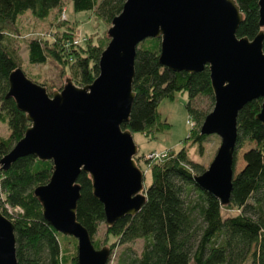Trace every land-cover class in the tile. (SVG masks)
Instances as JSON below:
<instances>
[{
    "label": "trees",
    "instance_id": "16d2710c",
    "mask_svg": "<svg viewBox=\"0 0 264 264\" xmlns=\"http://www.w3.org/2000/svg\"><path fill=\"white\" fill-rule=\"evenodd\" d=\"M69 1L75 12L93 13L110 26L127 0ZM235 1L243 14L237 37L253 40L261 31L264 33L259 26V0ZM63 7L64 0H0V123L9 129L7 137L0 136V164L31 125L14 99L7 97L10 73L22 67L16 44L20 35L18 22L26 13L45 20ZM69 29L61 30L62 36L52 44L29 40L28 63L32 66L53 63L62 67L64 73L68 67L72 82L85 87L98 77L99 60L110 39L100 41L87 36L85 41L73 44L78 35L73 28ZM160 44V39L147 38L137 46L135 100L130 119L122 124V129L133 135L156 137L168 127L160 119L159 104L176 93H186L185 107L194 124L188 140L202 156L204 143L210 136L202 135L200 130L209 112L202 110L198 100L205 98L215 104L210 70L206 66L197 73L172 71L159 62ZM61 78L58 83L52 81L53 86L32 80L53 94L64 87ZM261 106L262 99L253 100L238 114L230 204L222 206L217 197L197 185L195 176L206 168L191 158L189 149L181 147L177 152H169L150 167L151 180L146 186L142 209L135 216L106 227L111 254L118 246L143 241L139 253L126 247L119 264H264V124L256 119ZM246 143L253 146L245 150L244 165L236 171L239 151ZM52 173V161H41L32 155L17 159L7 171L0 169V211L15 227L18 264H78L77 240L57 232L45 220L42 205L34 194L38 186L49 182ZM77 182L81 188L77 219L99 249L94 237L99 226L106 223L104 207L93 196L89 175L81 173ZM6 205L18 211L10 214ZM231 211L237 214H226ZM110 236L115 238L111 244ZM64 238L72 243V250L66 248Z\"/></svg>",
    "mask_w": 264,
    "mask_h": 264
},
{
    "label": "water",
    "instance_id": "95a60500",
    "mask_svg": "<svg viewBox=\"0 0 264 264\" xmlns=\"http://www.w3.org/2000/svg\"><path fill=\"white\" fill-rule=\"evenodd\" d=\"M259 15L264 28V0H259ZM242 21L235 0H127L108 30L110 42L92 84L79 87L68 78L62 90L50 95L21 68L10 73L7 97L31 125L1 160L3 170L29 155L52 161L49 182L34 194L45 220L77 240L78 264H108L111 255L109 247L95 248L77 219L81 173L91 178L108 227L135 216L146 202L144 173L135 160L138 146L122 124L129 121L135 100L137 46L147 38L161 40L159 62L174 72L209 68L215 104L200 133L218 136L221 144L195 181L222 206L230 204L238 114L262 99L256 119L264 124V33L253 40L238 38ZM14 231L0 211V264H18Z\"/></svg>",
    "mask_w": 264,
    "mask_h": 264
},
{
    "label": "rangeland",
    "instance_id": "374dc122",
    "mask_svg": "<svg viewBox=\"0 0 264 264\" xmlns=\"http://www.w3.org/2000/svg\"><path fill=\"white\" fill-rule=\"evenodd\" d=\"M70 27L73 28L76 35H78V38H82V41H85L87 36H94L97 40L101 41L104 38H108V30L111 25H106L93 13L75 12L72 3L69 0H64V7L61 10H54L45 20H37L31 15V13H26L20 18L18 22V31L20 32V35L16 39V44L22 62L21 70L27 77H32V79L39 83L48 82V84L52 86L54 85V81L58 83L60 78L63 77L61 80H63L65 86L66 80L69 78L70 74L68 67L65 69V73H67L65 74L62 67H57L53 63L45 66L30 65L28 63L27 42L31 39H40L52 44L62 36L60 34L61 30H70ZM187 102L188 96L186 93H176L173 98L164 99L159 104L158 111L160 119L162 122H166L168 127H165L166 129L158 132L156 137L149 134L133 135L134 141L138 146V153L135 156V160L137 159V165L144 173L145 188L149 185L151 180V165L162 160L169 152H177L181 147H185L189 149L191 158L203 164L207 169L219 149L221 140L216 135H211L209 140L204 143L205 151L202 156L198 155L195 146H191L192 143L188 138L194 124L185 107ZM198 104L202 107V110L209 113L214 108V105L210 104V101L205 98L199 99ZM8 135L9 129L7 125L0 123V136L7 137ZM252 146L253 145L246 143L239 151L236 171H239L244 165L242 161L243 153ZM1 168H3L2 164H0V169ZM1 198L4 199L5 196L2 194ZM5 207L10 214L18 211V209L13 210L7 205ZM226 214L236 215L237 212L231 211ZM106 227V223L101 224L94 237L96 242L99 243V249L105 246L110 248L109 244H107L108 239L106 235ZM114 239L113 236H110L109 243L111 244ZM63 243L68 250H72L73 245L71 242L69 243L68 239L64 238ZM126 247H131L135 252L139 253L142 250L143 241L137 240L124 246H118L110 255L108 261L109 264H119V257Z\"/></svg>",
    "mask_w": 264,
    "mask_h": 264
},
{
    "label": "built area",
    "instance_id": "2783aa9c",
    "mask_svg": "<svg viewBox=\"0 0 264 264\" xmlns=\"http://www.w3.org/2000/svg\"><path fill=\"white\" fill-rule=\"evenodd\" d=\"M81 39H82V38H78L76 41H74V43H75V44H78V43L83 42Z\"/></svg>",
    "mask_w": 264,
    "mask_h": 264
}]
</instances>
